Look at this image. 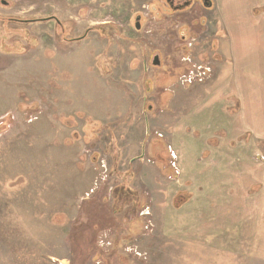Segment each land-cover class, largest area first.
I'll return each mask as SVG.
<instances>
[{
    "label": "rangeland",
    "instance_id": "1",
    "mask_svg": "<svg viewBox=\"0 0 264 264\" xmlns=\"http://www.w3.org/2000/svg\"><path fill=\"white\" fill-rule=\"evenodd\" d=\"M1 1L0 264H264V185L198 181L225 138L209 144L197 125L214 75L182 82L223 33L202 27L213 42L186 54L180 29L197 34L180 15L163 16L159 49L152 17L134 33L133 0ZM50 17L65 37L48 20H4ZM154 54L162 67L144 72ZM239 145L231 157L260 173L264 141Z\"/></svg>",
    "mask_w": 264,
    "mask_h": 264
},
{
    "label": "crops",
    "instance_id": "2",
    "mask_svg": "<svg viewBox=\"0 0 264 264\" xmlns=\"http://www.w3.org/2000/svg\"><path fill=\"white\" fill-rule=\"evenodd\" d=\"M211 1L214 11L209 18L211 26L217 28L216 34L223 36L217 35L219 42L214 41L215 73L211 82L214 95L208 98L213 110L200 114L197 125L209 144L219 137L223 139L222 131L225 146L212 147L210 153L222 157L214 158L215 163H209L213 171L198 181L202 185L205 181L208 187H230L233 182L241 185L247 183L248 177H254L255 184L263 186L264 178L260 177L264 169L260 173L251 171V176L248 164L236 163L231 156L245 150L232 144L247 135L251 136V142L264 141V0ZM258 33L262 35L259 37ZM221 112L224 122L220 124Z\"/></svg>",
    "mask_w": 264,
    "mask_h": 264
},
{
    "label": "flooded vegetation",
    "instance_id": "3",
    "mask_svg": "<svg viewBox=\"0 0 264 264\" xmlns=\"http://www.w3.org/2000/svg\"><path fill=\"white\" fill-rule=\"evenodd\" d=\"M1 2L2 4L3 3L5 4V1L2 0ZM140 2L141 3H138L136 2V0H133L134 4L132 5L134 7V10H136V7L138 6V10L136 14L134 12L133 14L135 15L133 14L131 15V17L133 16L132 23L136 21V24H133L134 33L136 34L142 33L145 29H148L147 24L150 23L148 22V19L152 17L153 21L155 22V25L159 26V28L157 29L155 33L151 32L149 34V38L150 40L152 38H155L154 41L158 43V45L156 44V46L160 49L163 46V40L160 39V37L158 40L157 34L160 29H163V22H167V20L163 21V16L165 15L170 16V15L176 14L177 15L176 17L180 15V17L182 18L180 21L182 25L189 26L190 27L189 29H191L197 34L196 35L197 37H195L194 35L189 37L188 33L190 31L187 28L184 27L183 30L180 29L179 35H180V43H181V49H180L181 53L190 54L192 45H193V48H195V51L197 50L196 47L201 46V43L199 42V38L202 37L203 39L205 36L204 35L205 32H202L201 28L204 26H207L208 24H209L208 25L209 27L211 26L209 15H207L206 12L211 11L213 5L211 7H208V5L210 4L208 0H144V1L141 0ZM121 7H122V4L119 2L118 10ZM195 18H198V19L202 18V23L200 25H192L191 21ZM4 20H8V21H11L12 23L23 24V25L48 20L47 22H43V23H50V22L56 23L63 31L61 34H63L64 37L66 35V31H64V26L57 17H50L48 19H42V20H22V19H14V18H6ZM111 23L113 25H116V22H111ZM120 23L121 22L118 20V24ZM92 31L97 32L98 29L89 28L86 33L92 32ZM86 33L79 39L84 38L86 36ZM134 33L132 31V35H134ZM207 33H208V36L207 37L205 36L204 39L211 38L213 42L211 32L208 30ZM14 52L19 53V51H16V50ZM155 53H161V52L156 50ZM214 53L212 55H214ZM184 63L192 64V60L183 59V64ZM201 64L203 65L201 66ZM201 64L199 66L193 65V67H190L189 69H187V71L185 72L186 76L182 84H187L188 79L190 80L192 77H195V76L197 78L198 83L206 82L210 78H212V76L215 73L214 58L208 63L201 62ZM148 67L150 69L161 68L162 67L161 56L159 54H154L151 60H149L147 56H144L143 57V71L149 73L150 69H148Z\"/></svg>",
    "mask_w": 264,
    "mask_h": 264
},
{
    "label": "trees",
    "instance_id": "4",
    "mask_svg": "<svg viewBox=\"0 0 264 264\" xmlns=\"http://www.w3.org/2000/svg\"><path fill=\"white\" fill-rule=\"evenodd\" d=\"M183 203H185V201L181 200L180 203H178V200H177L175 203V208H180Z\"/></svg>",
    "mask_w": 264,
    "mask_h": 264
},
{
    "label": "water",
    "instance_id": "5",
    "mask_svg": "<svg viewBox=\"0 0 264 264\" xmlns=\"http://www.w3.org/2000/svg\"><path fill=\"white\" fill-rule=\"evenodd\" d=\"M208 1L210 2V4L209 5L206 4V5H208V7H211L213 5L212 1L211 0H208Z\"/></svg>",
    "mask_w": 264,
    "mask_h": 264
},
{
    "label": "bare ground",
    "instance_id": "6",
    "mask_svg": "<svg viewBox=\"0 0 264 264\" xmlns=\"http://www.w3.org/2000/svg\"><path fill=\"white\" fill-rule=\"evenodd\" d=\"M43 65V64H42ZM34 66V65H33ZM82 88V87H81ZM80 89V88H79ZM79 91V90H78ZM96 91V90H95ZM84 93H86V92H84ZM94 93H96V92H94ZM80 94V93H79ZM84 95V94H83Z\"/></svg>",
    "mask_w": 264,
    "mask_h": 264
}]
</instances>
